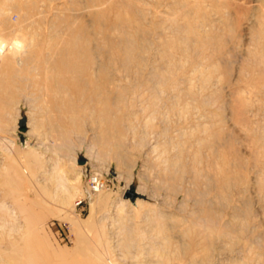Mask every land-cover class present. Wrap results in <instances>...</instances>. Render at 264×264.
<instances>
[{
	"label": "rangeland",
	"instance_id": "rangeland-1",
	"mask_svg": "<svg viewBox=\"0 0 264 264\" xmlns=\"http://www.w3.org/2000/svg\"><path fill=\"white\" fill-rule=\"evenodd\" d=\"M157 12V0H0V37L22 41L0 54V264H264V81L241 82L254 64L231 56L207 85L213 108L195 101L188 114L182 95L172 109L169 80L158 86V110H146L126 71L143 79L151 65L171 67L186 85L187 64L168 65L158 48ZM48 34L58 40L51 49ZM91 45L98 82L108 66L117 92L103 117L87 101L96 91L86 77ZM202 138L218 141L226 162ZM214 160L229 177L223 190L205 170ZM91 176L105 190L90 194ZM134 181L146 196L139 208L124 199Z\"/></svg>",
	"mask_w": 264,
	"mask_h": 264
},
{
	"label": "bare ground",
	"instance_id": "bare-ground-1",
	"mask_svg": "<svg viewBox=\"0 0 264 264\" xmlns=\"http://www.w3.org/2000/svg\"><path fill=\"white\" fill-rule=\"evenodd\" d=\"M61 2V1H59ZM50 3V2H49ZM48 4V2H47ZM53 4H57V3H53ZM156 4V3H155ZM61 5V4H60ZM49 6V5H48ZM59 6V5H58ZM62 6V5H61ZM157 6H158V15L156 16L158 18V16L160 17L159 22L157 23V28H158V48L161 49L160 52L163 53L162 54V57L163 55L165 54L163 52V50L166 48V52L168 54V59H167V63L168 65H176V64H181V63H186L187 64V67L185 68V70L183 72H181L182 74V77L181 79H184L186 85H184V89H182L183 87V83H179L178 82V78L175 77V74L177 73L176 70L171 69V67H169L170 69L168 70V68H163L162 65L161 66H152L148 69L146 68L145 71L143 72H140L141 74H143V77L145 76V78L143 79H138V78H134L131 76V70H128L129 72H125V75H123V78L126 76L127 80L129 79H132V81L134 82L135 84V88L133 86L134 89H136L137 91L139 90V94H137V96H139L141 100V103L143 104V106H145V109L147 110H158V106L156 107V105L158 103H156V100L159 98V93H157V90H158V86L163 84V83H167L169 82V80H172L171 82L167 83V88H168V91H167V94L170 96H168L167 100H166V104H168V106H170L172 109L176 110L175 109V106L179 105L180 103L179 102H182L181 101V97L182 95L186 97V100H184V102L182 103V107L185 109L184 112H188L187 109L190 108V104L194 102V104H200V106H210L209 104H207L206 102L209 100V94H205L207 92V90L209 91L210 93V90H209V87H207V85L209 86V81L213 80V78L217 77L216 74L219 72H221L222 70V67L220 66L222 62H228L229 58L231 59V56H236L239 55L242 59H244L245 61L248 59L250 60L254 65H251L250 69H249V72L251 74V77L250 79H241L239 77V80L241 79V82L245 83V84H252V82L255 80V79H259L261 82L264 81V0H157ZM50 7H51V4H50ZM56 7V6H55ZM50 9V8H49ZM142 11V10H141ZM128 20V18H127ZM129 22V21H128ZM133 21L129 22L132 24ZM128 23V24H129ZM134 23V22H133ZM51 26V25H50ZM49 26V27H50ZM52 28V27H51ZM1 32V31H0ZM52 33V31H51ZM50 31H49V34H51ZM48 34V35H49ZM47 35V36H48ZM46 36V37H47ZM52 39V41H47V44L50 43V42H53V41H56L57 38L55 40H53L52 35H49ZM96 36H91V41L93 43V41H97V39H95ZM15 38V37H14ZM11 39V40H8V39H3L0 37V54H1V51L3 50H6L5 49V46H9V45H12L14 47V45H17L21 47L22 43L20 44L21 39H20V42L19 40L16 41V39L14 40ZM55 38V37H54ZM237 38H242L243 39V43H239ZM241 39V40H242ZM8 40V41H7ZM89 40V39H88ZM89 40V41H90ZM10 41V42H9ZM8 42V43H7ZM58 42V40H57ZM67 42V41H66ZM55 42H53L54 44ZM50 45H52V43L49 44L48 47H50ZM56 45V44H55ZM58 45V44H57ZM56 45V46H57ZM12 46H9V48H12ZM53 46V45H52ZM19 47V48H20ZM69 47V46H68ZM17 47L15 46L14 47V50L16 49ZM47 48V47H46ZM52 47H50L51 49ZM58 48V47H56ZM61 48V46H60ZM88 48H91L90 50V55L88 54L89 52H86L87 55L89 56V58L87 56H84L83 58H86L87 57V60L90 61V60H94L95 61V52L93 51L94 48H93V45H91L90 47ZM55 49V48H54ZM12 51L13 48L11 49ZM11 50H10V53L11 54ZM18 50V49H17ZM59 50V48H58ZM63 50V48H62ZM60 49V51H62ZM54 51V50H53ZM59 51V52H60ZM75 51V50H74ZM84 51V50H82ZM7 52V51H6ZM8 52H9V49H8ZM16 52V50L14 51ZM12 52V54H14L15 56V53ZM52 52V50H51ZM5 53V52H4ZM12 54L10 56H12ZM6 56L8 55L7 53L5 54ZM9 56V59L7 63H11L13 62V56L10 57ZM166 56V55H164ZM238 56V57H239ZM1 57V56H0ZM4 57V56H3ZM2 57V58H3ZM93 57V58H92ZM239 57V59H240ZM1 58V59H2ZM6 58V57H5ZM92 58V59H91ZM51 59V58H49ZM164 59V58H163ZM237 59V58H236ZM6 60V61H7ZM59 60V59H58ZM92 61V63L89 62V64H92L91 68L88 67H85V68H90L89 69V72H88V69L86 70V72H88L87 74V82H89V85H92L94 86V88L96 89V91H92V101L91 99L89 98L87 101L89 102H94L93 105H95L96 109L98 110V112H100V115H104L106 114V109L108 110L109 107L111 108L112 106V101L114 99L112 93H115V92H112V90H114L112 88L111 90V82L109 81L108 79V76H107V72H108V66L105 67V74H104V77H103V82H98V72L100 70V68H102V66L99 64V61ZM163 61V60H162ZM243 61V60H242ZM5 62V60H4ZM49 62V61H47ZM46 62V64H47ZM251 62L248 64H251ZM162 63V62H161ZM165 63V62H164ZM242 63V62H241ZM5 65V63H3ZM151 64V63H150ZM155 64V63H154ZM153 64V65H154ZM227 63H225L226 65ZM243 64V63H242ZM245 64V62H244ZM8 65V64H7ZM167 65V64H166ZM183 65V64H182ZM247 65V64H246ZM246 65H245V68H246ZM6 66V65H5ZM90 66V65H89ZM148 65H146L147 67ZM150 66V65H149ZM148 66V67H149ZM165 66V65H164ZM242 66V65H241ZM248 66V65H247ZM250 66V65H249ZM244 67V66H243ZM84 68V67H83ZM183 68V69H184ZM48 69V68H47ZM46 69V70H47ZM148 69V70H147ZM179 69V68H178ZM182 69V70H183ZM244 69V68H243ZM242 69V70H243ZM248 69V67H247ZM247 69H244V70H247ZM80 70V69H79ZM83 70V71H82ZM85 69H81L80 71V74L84 72ZM127 70V69H126ZM224 71V70H222ZM242 72V71H241ZM85 73V72H84ZM238 73H240L238 71ZM79 74V75H80ZM83 75V74H82ZM178 75V73H177ZM242 75V74H241ZM249 75V74H248ZM85 77V76H84ZM221 76H219L220 78ZM223 77V76H222ZM81 78V77H80ZM218 78V79H219ZM224 78V77H223ZM222 78V79H223ZM195 79H200L201 80V83L200 85H196ZM82 80V79H81ZM83 80H86L83 78ZM224 80V79H223ZM122 81V80H120ZM181 81V80H180ZM220 81V79L218 80ZM260 84V87H261V83ZM86 83V81H84ZM215 82V81H214ZM219 83V82H218ZM217 83V84H218ZM223 83V82H222ZM240 83V82H239ZM80 84V83H79ZM84 84V83H83ZM214 84V83H212ZM216 84V85H217ZM221 84V83H220ZM219 84V86H220ZM230 84V83H229ZM254 84H257L256 82H254ZM88 83H87V86H89ZM264 85V84H263ZM262 85V88L261 89V92L264 90L263 89V86ZM91 86V87H92ZM236 86V85H235ZM257 86V85H256ZM256 86H255V91H256ZM214 87V86H213ZM249 87V86H248ZM89 88V87H88ZM93 89V88H92ZM115 89H117L115 87ZM198 89V90H197ZM251 89V88H249ZM248 89V90H249ZM263 89V90H262ZM136 90H133V92L131 93H134ZM239 90V89H238ZM246 90V91H248ZM79 91V90H78ZM83 91V90H82ZM81 91V92H82ZM117 91V90H116ZM120 91V90H119ZM118 91V92H119ZM136 91V92H137ZM214 91V90H213ZM88 92V91H86ZM95 92V93H93ZM185 93L182 94V93ZM254 92V91H253ZM261 92H256L258 93V95H261L262 93ZM117 93V92H116ZM115 93V94H116ZM235 93V92H234ZM234 93H231V94H234ZM251 93H252V90H251ZM251 93L249 92V94L251 95ZM254 92V94H256ZM261 93V94H259ZM82 94V93H81ZM136 95V93H134ZM205 94V95H203ZM248 94V92H247ZM83 95H86L83 94ZM82 95V96H83ZM118 95H120L118 93ZM123 95V94H122ZM121 95V96H122ZM130 95V94H129ZM128 95V96H129ZM213 95V94H211ZM235 95V94H234ZM241 95V94H240ZM263 95V94H262ZM261 95V96H262ZM90 96V95H89ZM121 96H119L121 98ZM256 96V95H255ZM254 96V97H255ZM229 97V96H228ZM240 97V96H239ZM138 98V99H139ZM235 98V97H234ZM244 98V97H242ZM250 98V97H248ZM256 98V97H255ZM117 99V98H115ZM231 99V98H230ZM253 99V98H252ZM121 100V99H120ZM164 100L161 99V101ZM207 100V101H206ZM213 100V99H211ZM211 100L209 101L211 103ZM227 100V99H226ZM250 100V99H249ZM247 100V101H249ZM115 101V100H114ZM133 98H132V102H133ZM195 101L198 103H195ZM200 101V102H199ZM228 101V100H227ZM230 101V100H229ZM237 101V100H236ZM242 101V100H241ZM119 102V101H118ZM117 102V103H118ZM240 102V98H239V101ZM237 102V103H238ZM243 102V101H242ZM254 102V100H253ZM90 103V104H91ZM122 103V102H120ZM145 103V105H144ZM179 103V104H178ZM244 103V104H243ZM242 104V108L244 107L245 105V102H243ZM249 102H247L248 104ZM89 104V105H90ZM132 104V103H131ZM130 106L133 107L135 104H132ZM191 104V105H192ZM199 104L197 107H199ZM207 104V105H206ZM213 104V103H212ZM226 104V102H225ZM246 104V105H247ZM119 105V104H118ZM245 105V107H247ZM251 105V104H249ZM257 105V104H256ZM88 106V104H87ZM108 106V107H107ZM117 106V105H116ZM115 106V107H116ZM137 106V105H135ZM140 106V105H139ZM167 106V107H168ZM194 106V105H192ZM217 106V105H216ZM215 106V107H216ZM228 106V105H227ZM239 106V105H238ZM253 106V105H252ZM178 107V106H177ZM176 107V108H177ZM195 107V106H194ZM213 108V106H210ZM235 107V106H234ZM250 107V106H249ZM144 108V107H143ZM157 108V109H156ZM229 108H230V105H229ZM241 108V107H240ZM261 108V107H260ZM89 109V108H88ZM95 109V108H94ZM112 109V108H111ZM183 109V110H184ZM194 109V108H193ZM196 109V108H195ZM202 109V113L203 111L207 108L205 107L204 110L203 108ZM220 109V108H219ZM127 110V109H126ZM149 110V111H150ZM167 110V109H166ZM165 110V111H166ZM169 110V109H168ZM167 110V111H168ZM181 110V109H180ZM179 110V112H180ZM244 111H249L248 109H244ZM242 110V111H243ZM96 111V110H95ZM109 111V110H108ZM144 111V110H143ZM177 111V110H176ZM195 111V110H193ZM197 111V110H196ZM198 111V112H200ZM231 111V110H230ZM256 111V110H255ZM262 111V110H261ZM89 112H91L89 110ZM111 113V111H109ZM151 112V111H150ZM168 115L170 114V112H173L171 109L168 111ZM200 112V113H201ZM209 110L206 112L208 113ZM213 112V111H212ZM251 112V111H250ZM249 112V113H250ZM92 114L94 112H91ZM90 113V114H91ZM96 113V112H95ZM94 113V114H95ZM108 113V112H107ZM138 113V112H137ZM154 113V112H153ZM164 113V112H163ZM193 113V112H192ZM198 114V116H201V114ZM211 113V112H209ZM220 113V112H219ZM234 113V112H233ZM241 113V112H239ZM254 113V111L252 112ZM257 113V112H256ZM255 113V114H256ZM130 114V113H129ZM162 114V112H161ZM167 112H165V114H162V115H166ZM172 114V113H171ZM181 114V113H180ZM183 114V113H182ZM186 114V113H185ZM183 114V115H185ZM188 114H190V112H188ZM187 114V115H188ZM260 114V112H259ZM98 115V114H97ZM111 115V114H110ZM109 115V116H110ZM187 115H185V117L187 118ZM203 115L205 116L206 114L203 113ZM241 115V114H240ZM252 115V114H250ZM249 115V116H250ZM258 115V114H257ZM100 116V117H101ZM108 116V117H109ZM190 116V115H189ZM193 116V115H192ZM196 116V115H195ZM219 116V115H218ZM243 116V114H242ZM241 116V117H242ZM94 117V116H92ZM103 117V116H102ZM112 117V116H110ZM191 117V116H190ZM207 117V115H206ZM99 118V117H98ZM105 118V117H104ZM184 118V117H183ZM192 118V117H191ZM197 118V117H195ZM202 118V117H201ZM219 118V117H218ZM217 118V119H218ZM248 118V117H247ZM94 119V118H92ZM103 119V118H102ZM111 119V118H110ZM109 119V120H110ZM188 119V118H187ZM197 119H200L199 117ZM207 119V118H206ZM242 119V118H241ZM106 119H104L105 121ZM107 119V121H109ZM115 120V119H113ZM118 120V119H117ZM116 120V121H117ZM185 120V119H184ZM202 120V119H201ZM209 120V119H207ZM248 120V119H247ZM251 120V118H250ZM95 121V120H94ZM102 121V120H101ZM111 121V120H110ZM195 121V120H194ZM216 121V120H215ZM219 121V120H218ZM254 121V120H253ZM100 122V121H99ZM103 122V121H102ZM114 122V121H113ZM123 122V121H122ZM198 122V121H197ZM200 122V121H199ZM204 122V121H202ZM206 122V121H205ZM246 122V120H245ZM94 123V122H93ZM118 123V122H117ZM124 123V122H123ZM188 123H190V121H188ZM187 123V125H188ZM210 123V122H209ZM247 123V122H246ZM115 125V124H114ZM201 125V124H200ZM214 125V124H213ZM216 125V124H215ZM218 125V124H217ZM26 126H27V121H26ZM119 126V125H118ZM204 126V125H203ZM207 126V125H206ZM206 126L203 128L204 129V132H206ZM184 127V126H183ZM186 127V126H185ZM208 127V126H207ZM211 127V125H210ZM215 127V126H214ZM213 127V128H214ZM218 128V127H217ZM187 129V128H186ZM210 129V128H209ZM212 130V129H211ZM218 130V129H217ZM27 131V130H26ZM25 131V132H26ZM184 131V130H182ZM200 131V129H199ZM208 131V129H207ZM215 131V130H214ZM212 132V131H210ZM199 133V132H198ZM196 133V134H198ZM215 133V132H214ZM201 134V133H200ZM203 134V133H202ZM201 134V135H202ZM217 134L218 131H217ZM204 135V134H203ZM202 135V136H203ZM206 135V134H205ZM216 135V134H215ZM196 136V135H195ZM209 136V135H208ZM212 136V135H211ZM210 136V137H211ZM207 137V136H206ZM209 137V138H210ZM214 137V136H213ZM216 137V136H215ZM221 137V136H220ZM192 138V137H191ZM197 138V137H196ZM217 138H218V135H217ZM190 139V138H189ZM188 139V140H189ZM194 139V138H192ZM214 138H212L213 140ZM216 139V138H215ZM209 139H200L199 140V146L202 144V145H207L208 148L211 149V151H216L217 154L218 153H222V150L220 149L222 147V145L220 146V148L215 145V143H217L218 141H213V142H210V140L208 141ZM253 140H256L253 138ZM260 140V138H259ZM263 140V139H262ZM261 140V141H262ZM194 141V140H193ZM191 142V141H190ZM212 143V144H211ZM219 143V142H218ZM195 144V143H194ZM197 144V143H196ZM197 144V145H198ZM221 144V143H220ZM219 144V145H220ZM261 145L263 143H260ZM185 145V144H184ZM183 145V146H184ZM259 145V144H258ZM261 145L260 148H261ZM186 146V145H185ZM263 147H264V144H263ZM188 148V147H187ZM194 148V147H193ZM202 148V146H201ZM258 148V147H257ZM256 148V149H257ZM189 149V148H188ZM217 149H220L217 150ZM198 150V149H196ZM209 150V149H208ZM224 150V149H223ZM262 150H264V148H262L261 150H259V152ZM193 151V150H192ZM211 151L209 153H211ZM225 151V150H224ZM189 152V151H188ZM196 152V151H195ZM199 152V151H198ZM201 152V150H200ZM258 152V153H259ZM197 153V152H196ZM215 153V152H214ZM213 153V156L216 155V153L214 154ZM220 153V154H221ZM264 153V151L262 152ZM225 154V152H224ZM197 155V154H196ZM201 155V154H199ZM207 155V154H206ZM205 155V156H206ZM212 155V154H211ZM223 155V154H221ZM202 156V155H201ZM218 156V160H219V154L216 155ZM225 155H223V159L224 161L226 162L225 158H224ZM198 157V155H197ZM215 157V156H214ZM221 157V156H220ZM264 157V156H263ZM209 158V157H208ZM207 158V159H208ZM221 158V161H223ZM201 160V158H200ZM218 160L215 162V160L213 161L215 164L214 165H211V167L209 166L210 164H207V168L205 169L207 171L208 168H210L212 170V167L214 170V172H216V176L218 178V180H215L213 181L214 184H218V187L220 188V190H223L222 188H224V185H228V180H229V177L227 178H224L222 175L223 171V168H221V166H219V162ZM223 161V162H224ZM210 162V161H209ZM222 162V163H223ZM221 163V162H220ZM213 164V163H212ZM226 165V164H225ZM201 166V165H200ZM224 166V165H223ZM226 167V166H225ZM202 168V166H201ZM264 168V167H263ZM199 169V168H198ZM226 169V168H225ZM224 169V170H225ZM204 170V169H203ZM205 170L202 174L205 173ZM211 170H208V171H211ZM198 171V170H197ZM200 171V170H199ZM207 171V172H208ZM213 171V170H212ZM201 172V171H200ZM199 172V173H200ZM213 172V173H214ZM206 175V174H205ZM209 175V174H208ZM221 177V178H220ZM206 178H208V176L206 175ZM213 179V178H211ZM211 181V180H210ZM209 181V183H210ZM212 182V183H213ZM221 184H220V183ZM91 183H94L93 187H91V189H93L92 191L89 189L88 192L90 194H97L98 192H102L103 190H105V185L102 181L99 182V178L95 177V176H91L88 180V184H91ZM264 183V182H263ZM221 185V186H220ZM225 185V186H226ZM213 186V185H212ZM217 187V188H218ZM226 188V187H225ZM263 189V187H262ZM215 190V189H214ZM217 191V190H216ZM137 192L141 195H143L142 193L139 192V190H137ZM218 192H220L218 190ZM217 192V193H218ZM223 192V191H221ZM264 192V190L262 191ZM216 193V194H217ZM222 194V193H221ZM264 194V193H263ZM219 195V194H218ZM264 196V195H263ZM142 199H137L136 200V204L135 206L137 208L140 207V205L142 204Z\"/></svg>",
	"mask_w": 264,
	"mask_h": 264
},
{
	"label": "water",
	"instance_id": "water-1",
	"mask_svg": "<svg viewBox=\"0 0 264 264\" xmlns=\"http://www.w3.org/2000/svg\"><path fill=\"white\" fill-rule=\"evenodd\" d=\"M24 118L20 121L19 130L25 132L27 130L25 114L22 115ZM80 164H84L85 160L79 161ZM146 199V196L141 195L137 192V183L134 181L129 186L124 194V199H129L132 205L136 204L137 199Z\"/></svg>",
	"mask_w": 264,
	"mask_h": 264
},
{
	"label": "built area",
	"instance_id": "built-area-1",
	"mask_svg": "<svg viewBox=\"0 0 264 264\" xmlns=\"http://www.w3.org/2000/svg\"><path fill=\"white\" fill-rule=\"evenodd\" d=\"M100 181H101V180H99V182H100ZM92 185H94V183H91V186H92Z\"/></svg>",
	"mask_w": 264,
	"mask_h": 264
}]
</instances>
